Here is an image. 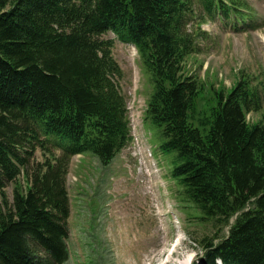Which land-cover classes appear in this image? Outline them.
<instances>
[{
  "label": "trees",
  "instance_id": "1",
  "mask_svg": "<svg viewBox=\"0 0 264 264\" xmlns=\"http://www.w3.org/2000/svg\"><path fill=\"white\" fill-rule=\"evenodd\" d=\"M189 2L0 0V264L69 256L68 167L51 156L32 165L38 146L69 140L67 154L89 150L109 163L132 141L109 29L138 46L152 86L145 121L164 138L166 177L186 228L212 224L199 258L264 264V79L243 77L226 91L189 73L199 52L186 30ZM233 7L242 22L253 19L245 0ZM249 111L261 116L250 121Z\"/></svg>",
  "mask_w": 264,
  "mask_h": 264
},
{
  "label": "rangeland",
  "instance_id": "2",
  "mask_svg": "<svg viewBox=\"0 0 264 264\" xmlns=\"http://www.w3.org/2000/svg\"><path fill=\"white\" fill-rule=\"evenodd\" d=\"M249 1L256 18L248 27L224 28L219 19L202 22L203 33L198 38L202 51L189 60L192 72L203 75L208 68L210 75H216L226 87L242 70L264 73V0ZM190 24L195 29L196 22ZM133 49L127 43L116 42L114 46V55L124 71L122 91L127 96L136 140L105 169L100 164L101 172L92 156L75 155L69 162L70 256L63 264H194L193 260L202 264L198 241L214 233L211 223L186 228L185 214L178 207L172 183L165 177L169 171L164 156L159 149L155 157L152 154V136L140 115L152 87L144 82ZM258 117L252 114L250 120ZM152 131L158 143L164 140L159 128ZM40 137L45 140L43 133ZM56 142L52 137L45 141L46 150L38 146L32 165L53 154L61 155L63 150ZM141 153L147 155L146 164L139 159ZM15 185L16 181H9L6 186L11 201Z\"/></svg>",
  "mask_w": 264,
  "mask_h": 264
},
{
  "label": "bare ground",
  "instance_id": "3",
  "mask_svg": "<svg viewBox=\"0 0 264 264\" xmlns=\"http://www.w3.org/2000/svg\"><path fill=\"white\" fill-rule=\"evenodd\" d=\"M108 34V33H107ZM103 35V34H102ZM105 35V34H104ZM105 38V37H104ZM24 146V145H23ZM30 146V145H29ZM34 146V145H33ZM33 146H31V147H33ZM24 150H25V147H24ZM27 150H29V149H27Z\"/></svg>",
  "mask_w": 264,
  "mask_h": 264
}]
</instances>
